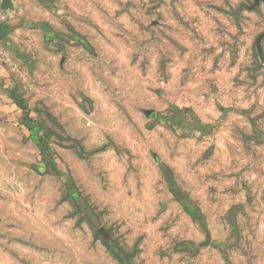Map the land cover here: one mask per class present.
<instances>
[{"label":"rangeland","instance_id":"rangeland-1","mask_svg":"<svg viewBox=\"0 0 264 264\" xmlns=\"http://www.w3.org/2000/svg\"><path fill=\"white\" fill-rule=\"evenodd\" d=\"M18 1L0 264H264V0Z\"/></svg>","mask_w":264,"mask_h":264},{"label":"crops","instance_id":"crops-1","mask_svg":"<svg viewBox=\"0 0 264 264\" xmlns=\"http://www.w3.org/2000/svg\"><path fill=\"white\" fill-rule=\"evenodd\" d=\"M24 1L21 0V3L23 4ZM6 2L20 6L18 0H0V9H4ZM24 15L26 14L23 10L13 22L9 23L7 30L0 33V41H2V44L6 43L10 46L13 50L12 57L14 59L13 64L10 65L5 63L0 56V116L7 121L2 128L4 133L9 130V123L15 122L17 119L19 121L20 116L24 114L25 106H29L26 103L27 98L23 89L28 74L26 68H24L25 63L22 61L25 53L20 50L22 47H27L29 43L27 36L30 34L36 37L40 35L41 29L30 30L24 28L20 24ZM32 110L35 111L36 109Z\"/></svg>","mask_w":264,"mask_h":264},{"label":"built area","instance_id":"built-area-1","mask_svg":"<svg viewBox=\"0 0 264 264\" xmlns=\"http://www.w3.org/2000/svg\"><path fill=\"white\" fill-rule=\"evenodd\" d=\"M3 50H2V47L0 48V56H1V58H2V60L5 62V63H10L11 64V61H10V58L9 57H7V56H5L4 55V52H2ZM1 100V99H0Z\"/></svg>","mask_w":264,"mask_h":264}]
</instances>
